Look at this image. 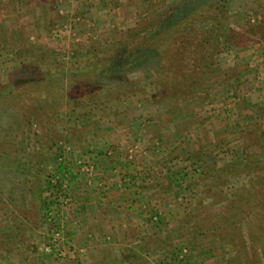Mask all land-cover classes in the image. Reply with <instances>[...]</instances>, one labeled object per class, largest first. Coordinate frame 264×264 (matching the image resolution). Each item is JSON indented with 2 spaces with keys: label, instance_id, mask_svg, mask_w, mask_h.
Returning <instances> with one entry per match:
<instances>
[{
  "label": "rangeland",
  "instance_id": "374dc122",
  "mask_svg": "<svg viewBox=\"0 0 264 264\" xmlns=\"http://www.w3.org/2000/svg\"><path fill=\"white\" fill-rule=\"evenodd\" d=\"M173 1L0 0V34L7 50L1 56L0 81L8 85L20 62L35 58L42 72L64 71L67 62L106 51L154 21ZM258 20L244 9L227 18L213 64L184 102L162 107L152 98L148 103L145 98L112 102L109 110L119 114L127 109V118L105 121L70 111L59 79L43 88L27 84L21 90L26 99L14 91L2 94L0 264H264L260 255L239 254L218 238L209 220L213 205L205 194L216 171L264 150V39L244 38L234 46L227 35ZM129 78L153 82L139 72ZM255 140L261 146L251 149ZM152 155L165 157V167L163 162L150 166ZM257 166L254 175L264 177V163ZM104 172L116 190L150 187L143 206L151 207L127 243L90 232L89 244L81 245L77 240L82 236L72 232L81 229L71 212L74 190L107 191ZM135 177L139 185L134 186ZM248 177L232 174L221 191L231 192L227 199L232 200ZM239 216L234 211L232 219ZM54 245L61 257L46 254L45 248Z\"/></svg>",
  "mask_w": 264,
  "mask_h": 264
},
{
  "label": "trees",
  "instance_id": "16d2710c",
  "mask_svg": "<svg viewBox=\"0 0 264 264\" xmlns=\"http://www.w3.org/2000/svg\"><path fill=\"white\" fill-rule=\"evenodd\" d=\"M242 9L259 16V22L247 23L241 32L227 34L228 38L234 46H240L242 42L239 41L244 38L262 41L264 0H174L154 21L136 32L130 31L106 51L80 55L67 62L64 71L57 68L55 73L42 72L40 58L21 61L18 70L9 76L8 85L0 81V96L14 91L22 99L25 96L21 95V90L28 88L27 84L43 88L50 86L53 79H59L63 83L62 99L70 111H83V119L93 116L105 121L115 116L127 118V109L119 114L109 110L112 102H134V98L138 103L145 98L144 103H148L152 98L155 103L159 101L160 107L165 103L184 102L196 89L197 80L204 77L213 64L216 43L222 37V24L233 12ZM199 24L202 27H195ZM6 52L0 34V64L1 56ZM135 72L142 73L145 80L152 78L153 82L146 85L130 79L129 75ZM231 73L235 76L234 68ZM36 91L34 88L33 92ZM262 136L264 139V131ZM257 146H261L257 140L250 145L251 149ZM256 155L225 171H216L215 181L205 194L211 200L210 204L217 206H212L214 214L209 220L224 245L239 254L242 251L245 256L255 253L264 259V186L257 187L260 183L264 185V177L254 175L258 162L264 163V150ZM255 157L258 159L254 160ZM236 172L247 174L248 184L240 190L238 198L233 194V199L229 200L227 196L231 192H222L221 188ZM58 183L56 185L60 187L61 183ZM234 211H240L242 217L232 219Z\"/></svg>",
  "mask_w": 264,
  "mask_h": 264
},
{
  "label": "crops",
  "instance_id": "0c3cea01",
  "mask_svg": "<svg viewBox=\"0 0 264 264\" xmlns=\"http://www.w3.org/2000/svg\"><path fill=\"white\" fill-rule=\"evenodd\" d=\"M110 2L111 0H104L105 4ZM150 159L148 158L147 164L150 163ZM151 162L150 166H152L153 163V165L157 166L158 164H161L160 162H163L164 167L167 164L165 157L156 159L153 155ZM109 167L110 166L108 165L107 168ZM121 169L124 172H129L128 168L122 167ZM103 175L104 179L109 183L110 188L107 191L99 193L93 192L87 190L89 187H85L82 192L74 190L77 200L76 205L74 206V211L71 212H73V217H76L79 222L78 226L81 229L72 230V232H75V237L76 235L82 236L81 239H79V237L77 240L81 245L83 243H85V245L89 244L86 236L90 234V232L95 238L108 234L113 239L116 238L117 241L127 243L130 236L136 232V229L139 226H142L141 223L143 224L145 222L143 219L146 217L145 215L151 207L146 206V208L143 206V200L145 198L149 199L148 195H151V193L147 192L150 187H145L144 189L143 185L139 188H124L123 191L116 190V187H114L116 186L114 179H112V177L106 172H104ZM134 181L135 182H132L131 184L134 186L139 185L136 177ZM143 190L144 193L141 192ZM160 196L163 197V195ZM97 242L98 241H96V243ZM91 244H93V242Z\"/></svg>",
  "mask_w": 264,
  "mask_h": 264
},
{
  "label": "built area",
  "instance_id": "2783aa9c",
  "mask_svg": "<svg viewBox=\"0 0 264 264\" xmlns=\"http://www.w3.org/2000/svg\"><path fill=\"white\" fill-rule=\"evenodd\" d=\"M64 204H66V201H64ZM56 236H59L58 234H56ZM60 248L57 247L56 245L52 246V247H46L45 248V252L46 254L50 255V254H54L58 257H61V252H60Z\"/></svg>",
  "mask_w": 264,
  "mask_h": 264
}]
</instances>
